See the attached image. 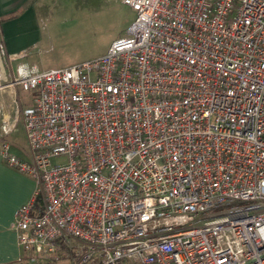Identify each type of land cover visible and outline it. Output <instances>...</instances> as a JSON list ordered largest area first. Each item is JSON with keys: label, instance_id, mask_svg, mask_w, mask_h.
I'll use <instances>...</instances> for the list:
<instances>
[{"label": "built area", "instance_id": "built-area-1", "mask_svg": "<svg viewBox=\"0 0 264 264\" xmlns=\"http://www.w3.org/2000/svg\"><path fill=\"white\" fill-rule=\"evenodd\" d=\"M123 2L105 53L0 79L35 91L21 264H264V0Z\"/></svg>", "mask_w": 264, "mask_h": 264}, {"label": "rangeland", "instance_id": "rangeland-1", "mask_svg": "<svg viewBox=\"0 0 264 264\" xmlns=\"http://www.w3.org/2000/svg\"><path fill=\"white\" fill-rule=\"evenodd\" d=\"M38 1L42 35L36 45L29 48V58L40 67L69 66L105 53L114 39L126 34L135 19L134 10L123 0ZM32 94L35 95V91L20 88L22 100L32 98ZM25 132L22 118L15 131L4 134L0 129V147L7 141L12 154L27 159L22 152L28 144ZM65 159L61 156L53 161ZM61 264H69V261H61Z\"/></svg>", "mask_w": 264, "mask_h": 264}, {"label": "crops", "instance_id": "crops-1", "mask_svg": "<svg viewBox=\"0 0 264 264\" xmlns=\"http://www.w3.org/2000/svg\"><path fill=\"white\" fill-rule=\"evenodd\" d=\"M38 2V0H0L1 28L6 40L7 51L11 55L14 54L11 57L7 55L0 57V79L10 77L20 62L37 64L29 58V48L34 47L35 42L42 35L38 18ZM23 52L26 54L18 56ZM14 63H16L15 66ZM51 67L54 66L41 68ZM20 88L22 87L17 85L6 87L0 91L1 130L4 119H17L16 127L13 130L15 131L22 118L21 108L32 105L34 101V94H32V98L22 100ZM13 103L16 104L13 105ZM1 149L0 147V264H21L19 259L22 251L18 234L13 228V222L18 208L26 203L35 192L37 180L31 174L21 171L5 161ZM22 152H25L24 155L28 157L27 159L30 158L28 144Z\"/></svg>", "mask_w": 264, "mask_h": 264}]
</instances>
